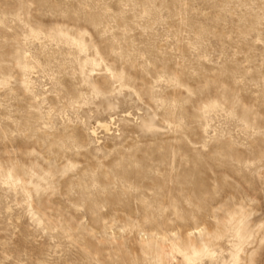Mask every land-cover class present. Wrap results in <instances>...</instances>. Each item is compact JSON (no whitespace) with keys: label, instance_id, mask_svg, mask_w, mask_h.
Instances as JSON below:
<instances>
[{"label":"rangeland","instance_id":"rangeland-1","mask_svg":"<svg viewBox=\"0 0 264 264\" xmlns=\"http://www.w3.org/2000/svg\"><path fill=\"white\" fill-rule=\"evenodd\" d=\"M0 264H264V0H0Z\"/></svg>","mask_w":264,"mask_h":264}]
</instances>
